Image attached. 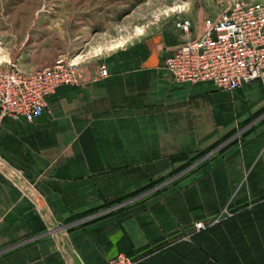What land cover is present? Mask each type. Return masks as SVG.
I'll use <instances>...</instances> for the list:
<instances>
[{
	"label": "rangeland",
	"instance_id": "374dc122",
	"mask_svg": "<svg viewBox=\"0 0 264 264\" xmlns=\"http://www.w3.org/2000/svg\"><path fill=\"white\" fill-rule=\"evenodd\" d=\"M236 1L264 2L0 0V67L14 64L25 74L55 65L73 67L81 74L83 85L86 76L94 81L108 80L118 71V77L127 74L134 85L132 128L125 123L94 128L99 122L94 120L93 109L85 111L83 104L79 107L75 100L70 110L81 119L74 120L72 126L78 132L88 126L89 135H70L63 140L55 135L46 137L47 143H39L36 152L28 139L23 141L16 157L9 162L37 164L25 171L30 174L28 178L38 179L39 195L37 199L31 198L33 192L23 184V209L28 202L38 212L35 220L33 215L32 220L23 215L22 224L37 222L72 228L113 213L130 214L205 175L232 146L235 148L230 153L241 149L244 132L255 128L256 122L264 121V106L253 111L252 104L258 98L264 102V83L247 84L255 85V95L242 93L246 85L223 92L213 84L201 83L212 86L206 93L197 89L200 84L176 82L166 70V60L174 50L190 39L200 38L205 20L218 17ZM186 20L192 24L188 34L180 27ZM103 67L109 73L106 78L99 75ZM213 96L218 102L215 99L212 103ZM200 97H206L209 103L203 112L212 115L206 123L196 120L202 111V105L195 103ZM48 108L44 118L17 123L28 128H45V119L51 118L53 112ZM89 112L91 117L87 119ZM68 122L57 119L53 126L55 133L67 129ZM180 156L187 159L175 162ZM42 163H89V168H85L87 178L73 182L47 179L49 172L66 176L67 170L45 169L40 167ZM25 177L23 173V182ZM40 194L54 216H44Z\"/></svg>",
	"mask_w": 264,
	"mask_h": 264
},
{
	"label": "crops",
	"instance_id": "0c3cea01",
	"mask_svg": "<svg viewBox=\"0 0 264 264\" xmlns=\"http://www.w3.org/2000/svg\"><path fill=\"white\" fill-rule=\"evenodd\" d=\"M86 78L82 87L64 86L49 98L53 112L51 118L45 119V128H28L0 116V264L2 259L5 264H109L119 254L139 264H264V121L244 132L241 149L230 153L235 148L232 146L224 151L220 155L222 161L213 163L205 175L130 214L113 213L72 228L37 222L22 224L23 215L29 220L33 215L35 220L38 212L28 202L23 209V184L33 192L31 198L39 195L38 179L28 178L30 174L25 171L37 164L9 162L24 140L37 147H33L36 152L39 143H47L46 137L55 135L63 140L70 135H89L88 126L80 132L72 126L74 120L81 119L70 110L75 100L79 107L83 104L85 111L93 109L94 120L99 122L94 128H105L111 123L133 126L134 85L128 75L118 77L116 71L108 80ZM255 88L246 85L242 93L255 95ZM197 89L207 93L212 86L200 84ZM198 99L195 103L202 105V111L196 120L206 123L212 116L203 112L208 108V99ZM215 99L218 102L213 96L212 103ZM258 99L252 102L253 111L264 106ZM88 114L86 118L90 119L91 113ZM57 119L69 121V127L55 133ZM40 167L64 168L66 176L59 172L54 175L56 172L52 171L46 178L73 182L87 178L85 168H89V163H42ZM39 198L44 216H54L51 206L43 201L45 197L40 194ZM199 222L205 223L206 228L197 231L195 224ZM45 227L43 233L37 234Z\"/></svg>",
	"mask_w": 264,
	"mask_h": 264
},
{
	"label": "built area",
	"instance_id": "2783aa9c",
	"mask_svg": "<svg viewBox=\"0 0 264 264\" xmlns=\"http://www.w3.org/2000/svg\"><path fill=\"white\" fill-rule=\"evenodd\" d=\"M190 33L192 24L180 25ZM166 70L180 84H213L223 92H233L254 81L264 83V2H234L218 17L207 18L200 38L190 39L166 60ZM102 78L109 76L100 68ZM83 85L73 67H43L30 74L16 65L0 67V114L15 122L33 123L48 108L49 98L64 86ZM206 226L198 223L196 229ZM109 264H139L119 255Z\"/></svg>",
	"mask_w": 264,
	"mask_h": 264
},
{
	"label": "trees",
	"instance_id": "16d2710c",
	"mask_svg": "<svg viewBox=\"0 0 264 264\" xmlns=\"http://www.w3.org/2000/svg\"><path fill=\"white\" fill-rule=\"evenodd\" d=\"M186 159H187V157H185V156H180V157L176 158L174 161H175V162H180V161H184V160H186Z\"/></svg>",
	"mask_w": 264,
	"mask_h": 264
}]
</instances>
